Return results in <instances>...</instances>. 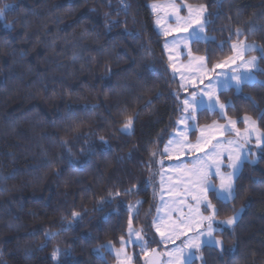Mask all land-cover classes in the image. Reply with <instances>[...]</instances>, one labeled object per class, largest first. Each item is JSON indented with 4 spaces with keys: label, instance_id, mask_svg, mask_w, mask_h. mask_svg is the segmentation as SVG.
Wrapping results in <instances>:
<instances>
[{
    "label": "trees",
    "instance_id": "trees-1",
    "mask_svg": "<svg viewBox=\"0 0 264 264\" xmlns=\"http://www.w3.org/2000/svg\"><path fill=\"white\" fill-rule=\"evenodd\" d=\"M169 1L0 0V264H115L103 246L121 247L130 218L154 230V166L185 97L151 10ZM178 1L206 5L211 39L192 52L210 68L233 55L237 29L264 48V0ZM258 56V82L219 97L240 129L249 116L264 133ZM128 117L132 134L120 131ZM225 121L217 111L197 115L199 127ZM210 201L217 221L240 217L216 232L223 249L206 246L192 264H264V146L243 164L235 199L211 192ZM133 249L134 264H146Z\"/></svg>",
    "mask_w": 264,
    "mask_h": 264
},
{
    "label": "snow or ice",
    "instance_id": "snow-or-ice-1",
    "mask_svg": "<svg viewBox=\"0 0 264 264\" xmlns=\"http://www.w3.org/2000/svg\"><path fill=\"white\" fill-rule=\"evenodd\" d=\"M7 7V6H6ZM126 7V5H125ZM156 5L153 6L155 11ZM188 10L187 17L179 16V9H174L176 12V26H168L164 29V35H170L172 32H183L188 33L187 36L183 38H174L170 43L173 48L183 44L185 47L188 46L189 42H200L207 41L211 39L205 35L206 25L208 20L205 17L207 11L206 5L200 4L198 6L186 5ZM4 16V9H0V18ZM159 23V21H157ZM251 30V29H250ZM243 33L237 29L235 35L237 36V41L231 44V50L235 53L233 56L227 57L221 62H217L213 65L212 69L209 70L206 68V57L199 56L194 57L193 59L197 62V71L201 72L199 82L203 83L204 77H208V84L205 85L203 89L200 90V98L198 99V93L193 92L190 97L186 98L183 101L184 111L188 114L185 118V121L188 119H195L194 113L197 107L201 104H204L203 97L207 96L208 102L205 105L206 108L210 110H215L216 106L219 105L221 111L225 108V104L220 103L219 98L216 97L215 89L217 86L222 88H231L235 86L237 90L240 89V86L245 82H251L254 80L253 70L257 68V57L253 56L250 59H245V53L259 50L261 53H264V48H258L255 43L249 44L246 40H241L239 37ZM223 48V44L220 45ZM165 48H169V42L165 43ZM191 50L189 49V52ZM237 60L240 61L237 64ZM235 64L236 67L233 69V75L225 78L223 81L220 80L222 73H218L216 80L213 81L209 76L210 71H214L216 68H221L225 65ZM191 67V65H189ZM235 82L233 85L232 82ZM183 87V85H181ZM264 115V113H262ZM243 122L247 125L244 132H241L239 129L235 128V125L238 123L237 120H230L228 125H213V128L221 130V134L224 131H235V134L238 138L244 140V144L250 142L252 134L256 132V144L259 147L261 144H264V133L257 132L256 123L249 116L243 117ZM133 119L128 117L123 124V127L120 129L121 132L130 133L132 128ZM214 139V137H212ZM104 138L101 137V140ZM106 143V141H105ZM211 143V139L204 138L202 141L198 142L195 145H187L186 143L181 142L179 139L170 140L168 145L165 146L164 152L171 153L173 150H183L184 148H190V150L203 151L204 147ZM235 145V147L226 148L224 145ZM244 144H240L238 140H228L226 142L217 140L215 144H212L211 150L205 152L203 157H197L193 162L191 168H186V166H179L184 169L183 176L187 177L186 182L182 179L181 182L185 184V192L191 195L192 199L196 202L195 208L189 205V213L185 215L179 208L173 207L169 209V217L171 216L172 211H181V216L179 223L175 221L170 224L164 220V217L157 216L153 222L152 226L161 236L162 240H170L173 235L175 238H179L180 235H187L188 232H193L194 235L188 237L183 242L182 248H174L171 252L168 253L170 257L168 264H192L193 257L195 253L192 250L199 251L201 245L205 242L212 246H219L223 248V241L216 239L213 236L216 229L213 228V223L215 222V216L218 213V209L212 202L208 199V192H215L216 197L223 203H227L229 200L235 199V185L234 180L237 172L240 170L244 158ZM176 146L174 149L173 146ZM156 153H152L154 156ZM226 154V155H225ZM227 159L228 163L225 165L224 160ZM162 163V162H161ZM255 163V161H253ZM227 167L230 169L227 173L222 171V168ZM164 173H161V182L163 184ZM215 176L219 179V185L217 186L212 182V178ZM171 179V177H169ZM119 195V193H116ZM140 203V202H137ZM180 204H184V201H179ZM203 205L205 211H209V215H204L200 211V206ZM167 206V205H166ZM242 211V210H241ZM159 212V209H158ZM80 216L78 212H72L73 219H77ZM238 218V214L229 216L225 220L220 221V224L223 225H233ZM70 227V225H69ZM67 230V229H64ZM143 229L135 231L132 226L131 218L128 221L127 235L128 240L125 241L124 237L120 238L121 247L116 250L117 257L123 255V259L120 261V264H130L131 257L127 255L125 245L127 243H135L139 245L147 259L146 264H153V258L151 253L147 250V244L149 243L144 235H142ZM59 233H48V238H55ZM135 237V239H133ZM108 251H112V244L109 242L108 245L103 246ZM99 252V249L96 250ZM152 253L155 250H151ZM60 249L57 248L52 253V258L54 260L58 259Z\"/></svg>",
    "mask_w": 264,
    "mask_h": 264
},
{
    "label": "rangeland",
    "instance_id": "rangeland-1",
    "mask_svg": "<svg viewBox=\"0 0 264 264\" xmlns=\"http://www.w3.org/2000/svg\"><path fill=\"white\" fill-rule=\"evenodd\" d=\"M154 5L157 6L155 11L153 9ZM186 5H189V4L179 3L178 0H170L169 2H158V3H153L151 5L152 13L155 15L156 28L166 38V42H169V48L166 49L165 44H164V49H165L167 57L169 59L171 72H172L173 76L178 79L182 94L185 96L184 99L181 100V102H182V115L180 116V118L178 120V126L175 129V131L173 132V134L171 135L169 141L173 140V139H179L181 142L186 143L187 145H195L198 142L202 141L204 138H208V139H211V143L208 144L207 146H205L203 151H200V150L193 151V150H190V148L186 147L183 150H173L169 154V153H165L163 150V155L155 162L154 167L158 168V171H157L158 174L155 178V182L153 181L154 191H155L156 199H157L155 218L158 215L161 217H164V220L167 221L169 224L173 221H175L176 223H179L181 211L185 215H187L189 213V207L188 206L191 205L193 208H195V206H196V202L192 199L191 195L188 194L187 192H185V184L182 183L181 180L183 179L186 182L187 177L183 176L184 169L179 167V166L183 165V166H186V168H191L193 166V162L196 160V158L197 157H203L205 152H208L211 150L212 144H215L217 140L224 141V142H226L228 140H238L240 144H244V140L242 138H238L235 134V131H231V132L224 131L223 134H221V130H218L217 128H213V125H217V126L228 125L229 127H231V125L229 124V121L234 120V119H230L227 117V113H226L227 106L226 105L222 111L219 108V105L216 106L215 110H210V109L206 108L205 105L208 102L207 96L203 97V100L205 103L201 104L199 107L196 108L195 113H194L195 119H188V120H186V122L182 123V121H185V118L188 115L184 111L183 101L186 98L190 97L193 92L198 93V99H199L200 98V95H199L200 90L203 89L205 87V85L208 84V77H204L203 83L199 82L201 72L197 71V62L193 59L194 57H199L192 52V44L194 42H189L187 47H185L183 44H180L179 46H177L175 48H173L171 43H170L174 38H183L184 36H187L188 33L172 32L170 35H167V36L164 35V29L166 27H168V26L175 27L176 26V12L174 11V9H179V12H178L179 16H181V17H187L188 16V10H187ZM205 17L207 19V11L205 13ZM157 21H159V23H157ZM206 27H207V25H206ZM205 35L208 36L207 35V29L205 31ZM201 42H206V41H201ZM247 43H249V42H247ZM249 44H252V43H249ZM258 48H260V47L258 46ZM189 49L191 50L190 52H189ZM258 52H259V50H254V51H250V52L245 53L244 58L246 60L250 59L253 56L257 57V62H256L257 68L253 70L254 77H255L254 80L251 82L243 83L240 86V89L245 84H253L255 82H258L257 72L260 70ZM233 55H235V53H233ZM236 63L239 64L240 61L237 60ZM205 64H206L207 69H209V70L212 69L209 67L207 59L205 61ZM189 65H191V67H189ZM235 67H236L235 64H231V65H225L221 68H216L214 71L209 72V76L212 78L213 81H215L217 74L222 73L223 75L220 76V80L223 81L225 78L234 74L233 69ZM232 84L234 85L235 82L233 81ZM181 85H183V87H181ZM231 89L237 90V88L235 86H233L231 88H222L220 86L216 87L215 94H216V97L219 98L220 103H222V102L220 100L219 95L221 93L229 91ZM206 109L211 111V112H215V111L219 112L223 118H226V121L224 123L217 122V123H213L211 125L199 127L197 124V115L201 111L206 110ZM238 123H239V121H238ZM238 123L235 125V128L239 129L241 132H244L247 125L245 124L244 129H240ZM133 128H134V126L132 124V128L130 130V133H127V132H123V133L132 134ZM256 128H257V132L263 133L260 130V128L258 127L257 123H256ZM196 131H198V133H197L198 136L195 140H192L191 135L193 132H196ZM256 134L257 133L254 132L252 134V138H251L250 142L247 144H244V153H243V157H242V158H244L243 164L246 161H250L252 159L257 160L258 151L260 148H262L264 146V144H261L259 147L257 146L256 138H255ZM212 137H214V139ZM169 141L167 142L166 145H168ZM224 146L226 148L235 147V145L230 146V145H227L226 143ZM173 148L175 149L176 146L174 145ZM164 149H165V147H164ZM224 163H225V165L228 163L226 158L224 160ZM243 164H242L240 170L236 174V177L234 180V185H235V181H236L239 173L242 170ZM222 171L227 173L228 171H230V169H228L227 167H224V168H222ZM162 172L165 174L164 178H163V184L161 182V173ZM169 177H171V179H169ZM212 182L214 184H216L217 186L219 185V179L216 178L215 176H213ZM210 193L211 192L207 193L209 200H210ZM181 200L184 201V204L179 203V201H181ZM229 201H231V200H229ZM173 207L179 208L181 211H172L171 216L169 217V215H168L169 209L173 208ZM158 209H159V212H158ZM136 210H137L136 207H133L131 209L132 216L135 214ZM200 211L204 215L210 214L209 211H205L203 205L200 206ZM239 217H240V214H238V218L233 225H223V224H220L219 221H217L215 219V222L213 223V228L216 229V231H214L213 236L216 239L222 240L220 237H218L216 235V232L221 231V230L226 229V228L228 229V228L234 227L235 224L237 223ZM133 229L135 231H139V230H136L134 227H133ZM142 235H144L145 239L149 242L147 244V250L151 253V255L153 256L155 253H158L160 255V257L162 258L161 264H168L169 259H170V257L168 256V253L171 252L172 249H174V248H182L183 242L186 239H188V237L193 236L194 233L188 232L187 235H180V237L178 239L175 238V236L173 235L172 239H170V240H162L161 236L159 235V233L154 228L153 231H146L143 229ZM128 239L129 238L127 237L125 239V241H127ZM133 239H135V237H133ZM150 245L153 248H155L154 253L151 252V250H153V249H151ZM135 246H139V245H137L135 243H127L125 245L127 255L131 257L130 264H134V249L133 248ZM206 246H212V245L205 242L201 245V248L199 251L192 250L195 253L193 260H192V263L196 260H201V256L199 255V253ZM212 247H215V248H218L221 250V248L219 246H212ZM223 248H224V242H223ZM118 249L119 248H116L115 246L112 245V251L107 250L108 252H110L112 255H114L116 257L115 264H120V261L123 259V255H121L120 257H117L116 250H118ZM139 252L142 255H144L140 246H139ZM144 258H145L144 260H146V262H147L148 258H146L145 255H144Z\"/></svg>",
    "mask_w": 264,
    "mask_h": 264
},
{
    "label": "water",
    "instance_id": "water-1",
    "mask_svg": "<svg viewBox=\"0 0 264 264\" xmlns=\"http://www.w3.org/2000/svg\"><path fill=\"white\" fill-rule=\"evenodd\" d=\"M153 264H161L162 258L158 253H155L153 256Z\"/></svg>",
    "mask_w": 264,
    "mask_h": 264
}]
</instances>
